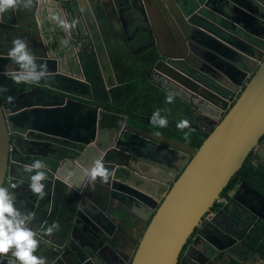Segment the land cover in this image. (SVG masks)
I'll return each instance as SVG.
<instances>
[{
    "label": "water",
    "instance_id": "water-1",
    "mask_svg": "<svg viewBox=\"0 0 264 264\" xmlns=\"http://www.w3.org/2000/svg\"><path fill=\"white\" fill-rule=\"evenodd\" d=\"M38 1L48 15L57 8L69 11L71 21H75L77 26L76 16H80V7L86 1L94 0H33V3ZM255 1L264 5V0ZM250 2L150 0L153 10L147 9L144 22L148 28L145 32L152 40L150 45L156 47L162 58L154 65V74L160 73L166 80L171 78L199 102L212 104L219 101L221 107L217 122L208 129V135L198 147L126 123L121 138L113 139L112 146L98 150L94 143L102 130L98 127L102 109L90 102L93 93L82 70L79 73L73 71L66 51L70 44L62 47L60 54L55 46V42L60 43L55 25L50 19L48 24L40 19V28L50 38L43 36L42 42L31 45L30 49L37 57V63H46L52 75L47 80L31 83L36 88L16 95L14 103L0 101V186H3L9 154L12 158L10 171L15 173L14 165L24 168V164L15 163L14 156L18 151L28 154L30 159L36 156V148H42L43 144H55L77 152L75 156L66 155L59 160L48 159L54 165L45 171L48 182L54 183V187V177H59L57 164L70 161L69 157L82 158L92 148H95L96 155L103 154L104 160L110 163L106 168L111 175L108 183L96 179L99 186L93 194L84 188L81 205L67 220V223L71 222V231L68 236L61 235L56 240L44 234L48 214L44 203L46 195L41 199L32 193L34 197L31 198L19 190L8 189L9 181L6 183L5 188L22 198L20 201L15 199L14 203L28 217L27 225L36 233L39 247L35 255L45 258L44 254L49 253L45 258L47 264H102L101 256L106 250L119 264H176L186 240L202 224V217L247 155L252 151L253 159L264 164L258 155L263 148L262 137L264 142V44L261 49L255 48L254 37L241 28V12L233 6L238 3L252 10ZM71 5L75 7L73 12ZM14 12L8 10L0 16V28L2 23L7 27L6 14L11 17V22L14 21ZM27 26L18 24L20 31H35ZM78 36L82 38V35ZM77 44H80L77 40L71 43L79 48ZM166 46L171 47L170 54L164 53ZM143 47H138L133 53H141L145 49ZM99 64H102L101 58ZM18 72V65L0 52V73L14 78ZM12 134L15 138L9 145ZM121 159H127V162ZM129 159L147 161L152 167H160L172 174L169 180H165L166 190L159 200L140 190L141 184L138 185L140 188L136 184L131 185L130 173L124 172L121 177H118L120 173H115L119 166L131 169ZM78 164L81 165L80 162ZM25 173L30 174L23 171L22 175ZM79 174L71 172L70 175L77 180ZM48 190L45 185V193ZM86 198L88 201L83 202ZM142 220H145L143 226ZM131 227L136 228V240L132 241L129 259L124 257L119 247L128 245L125 235L128 233L126 229ZM209 232L215 235L212 228ZM198 235L205 241L203 249L206 251L199 249L203 258L196 257L191 264H204L205 259L212 261L217 253L226 260L229 245L225 241L220 247L223 240L201 234V231ZM13 259L12 256L0 257V264Z\"/></svg>",
    "mask_w": 264,
    "mask_h": 264
},
{
    "label": "flooded vegetation",
    "instance_id": "flooded-vegetation-1",
    "mask_svg": "<svg viewBox=\"0 0 264 264\" xmlns=\"http://www.w3.org/2000/svg\"><path fill=\"white\" fill-rule=\"evenodd\" d=\"M110 2L115 5L114 9H116V16H119L121 18L120 24H118L117 20L114 18V16L111 13L109 12L104 13L105 11L99 7H95V8L93 7L94 11L90 13L87 12L85 8V4H83L80 7V16H76L78 29L75 24L74 28H72L69 31H65L60 26V21H66L68 23H72L71 21L72 16L68 15V13L65 12V10L63 9L60 8L55 9L52 15H54V17L56 18V19L53 18V23L55 24V26L58 27V29L61 32L59 44H61V46L64 47L65 45H69V44L71 45V43H76L77 40V42H80V44L77 45L79 46L81 52V51H86V49H89L90 48L89 45L94 44L95 42L98 43V40L100 39L99 41L104 45L106 42L108 46L119 44L120 46H123L126 50L128 49L134 52L136 49L135 47H133V45L139 39L136 38L135 36L146 34L145 30L148 28V25L144 22V19L147 18L145 8L148 9V11L152 12L150 6V0H110ZM35 5H36L35 9H33L32 6L27 9L20 7V9L28 12L31 11L34 15L32 16L33 20H36V16L38 17L39 20L40 19L45 20L47 16L43 12L38 10V8L42 9L39 6L40 2L39 1L36 2ZM103 18L107 20V23L109 25V31H104L101 26L97 28V26L95 27L94 25V23L101 24L103 22ZM47 20H49V18H47ZM5 21L9 22V20L7 21V18H5ZM32 25H36V24H32ZM28 34L32 36L34 33L29 32ZM79 34L82 35V38H80L81 36H78ZM114 41L117 42L114 43ZM143 46H139V47H143ZM188 46L185 47L186 50ZM171 52L172 50L170 46H168L167 49L164 51L165 54H170ZM109 53L110 51L108 49L107 52H104L103 54L100 53L101 60H105V61L107 59L109 60L110 57ZM159 59L162 58L160 57ZM191 60L193 59L191 58ZM180 66L187 69V67L183 63H180ZM152 79L163 80V84L167 87L166 89L168 90V92L174 93L176 98L181 99V101L184 104V112H186L184 115L181 116H185V117H188V115L192 116L193 122L199 124L201 127H204L205 130H208L213 124H215V122H217L221 109V107L218 105L219 101H214L213 104H209L207 102H202V101L199 102L196 98L191 97L186 90H183L182 88L176 86L177 84L174 82V80H172L171 78L170 79L168 78L166 80L161 76L160 73L158 74L153 73ZM126 123H127L126 120L123 121L118 129L116 128H112L111 130L102 129L101 131H99L97 140L94 143L95 147H97L98 150H101L104 146L106 147L112 146L114 144L113 139L118 140V138L122 137L120 136V134L122 133L124 129V125ZM14 138L15 135L12 134L9 140L10 143L9 145H11V142ZM260 141L263 142V137L260 139ZM262 142H261V147L263 148L258 151V155L260 159L264 161V142L263 143ZM58 148L59 147L56 146L55 144H50V145L43 144L42 148H38V149L36 148L35 150L37 152L36 156L35 157L31 156L30 159L28 158L29 156L28 154H22L20 153V151H18V155L14 156V159L16 161L15 163L17 165L24 164L25 166V165H31L34 160H42L47 165L46 169L48 170L50 168V166H48V163L52 162L51 160L49 161L48 159L50 157L55 158ZM10 150H11V146H10ZM31 150L33 151V149ZM68 151H69L68 155L70 156L71 155L75 156L77 154V152L74 150L68 149ZM94 151L95 148H92L91 150L88 151L87 155L82 158L76 160L74 159V157H69L71 158L70 161H66L64 163H58L56 171L59 177L57 176L54 177L56 180L55 187H54V183L51 184V182H48L49 180L43 181V183L49 189L48 192L46 193V202L44 201L45 210L46 212H48L45 218L47 224L53 222L54 217L56 218L55 219L56 221L57 219L63 221V220H68L72 215L73 212H71L70 207L64 204L63 205L65 206L64 207L65 211L58 212L59 205H57V203L60 200L59 192L60 189H63L64 181L69 183V185L79 184V176L77 175V180H76L74 176L70 175L71 172H75V170L77 169L76 167L78 162H80L81 165L85 167V171L87 172L86 173L87 177L89 176L88 175L89 170L94 165L95 161L102 160L105 164V167L109 166L110 163H108L107 160L106 161L104 160L103 154L100 153V155L99 154L94 155L95 153ZM46 152H47V156H45ZM52 152H54V154ZM249 154L250 157L248 158L251 160L252 162L251 165H253L254 168H256L257 166L264 168L263 163H260L253 159L252 151ZM121 161L127 162V159H121ZM10 162H12V158L11 155L9 154L7 160V171L4 177L3 187H5L6 183L9 181L8 189L19 190L20 192L26 193L31 198H33L34 195L32 194L29 188V184H30L29 176L35 174V172L34 171L30 172V174L25 173V175L23 176L22 172L24 171V168L23 169L18 168L16 165H14L15 173H12V171H10L11 170ZM128 163H129L128 166H130L131 168L128 169L129 170L128 172L130 173V179H133V176L138 175L137 171L140 172L141 174H143V176L142 177L140 176L141 178L138 177V179L140 180L142 179L138 183V185L144 184V187H146V189L158 192V194L160 193V197H159L160 199L163 191H165L166 189H160V191H158L159 189L157 188L159 187L166 188L167 184L165 183V180H169L172 177V174H170L167 170L162 169L160 167L157 168L152 167V165L147 161H141L139 159H135V160L129 159ZM78 165L81 166L80 164ZM120 167L121 166L115 169L116 174L118 171L120 173V176L118 177H121L122 176L121 174L124 173L123 170L127 169ZM248 170L252 177V182L249 183L246 180L241 179L240 181L235 183L233 187L224 189L220 192L218 198H216L213 205L208 209V211L202 217V221H201L202 224L196 227L192 232V234L190 235V237H188V239L186 240L185 244L183 245L179 253L178 261L176 264H191L196 257L203 258L199 255L198 250L200 249L202 251H206L205 249H203L206 243L202 239V237L198 235L200 231L201 234H205L207 236H210L211 238H215L217 240H223L222 243L221 242L219 243L220 247L224 246L225 243L229 245L227 249L228 256L226 260L222 259V256L219 253H217L213 255L212 261L205 259L204 264H220V263L264 264V169H261L262 175H255L254 173H252L253 168H249ZM80 171H83V169L80 168ZM66 175L69 176L70 180L66 179L65 177ZM237 179H239V176L236 177V180ZM12 184L17 185V187L15 188L10 187V185ZM98 186L99 185L88 181V183L85 184V188L87 189L86 192L93 194L94 190L92 189H98ZM141 189L144 188L141 187ZM8 191L11 195L14 196L16 200L18 201L22 200V198L18 197V195L15 194L13 191L11 190ZM65 197L68 201H71V199L73 198V194L67 192ZM24 204L26 205L25 202ZM17 209L21 212L22 215H24L23 212L20 210V208ZM142 221H143L142 222V226H143L145 220ZM147 221L148 220H146V222ZM140 224L141 222L138 225L139 230L141 226ZM209 228H212L215 235H212L209 232ZM134 240H136V228L134 229V231H131V233H127V235H125V241L128 245L126 246L122 245L119 247L124 257L129 259L131 258L130 249L132 248V241L134 242ZM105 253L106 251L102 253L101 256L102 259L103 258L106 259V257L108 258V256L105 255ZM8 256H11V254L9 253ZM44 256L47 259L49 253L44 254ZM203 256L206 257V255ZM101 263L103 264L102 261ZM2 264H9V261L2 262Z\"/></svg>",
    "mask_w": 264,
    "mask_h": 264
},
{
    "label": "trees",
    "instance_id": "trees-1",
    "mask_svg": "<svg viewBox=\"0 0 264 264\" xmlns=\"http://www.w3.org/2000/svg\"><path fill=\"white\" fill-rule=\"evenodd\" d=\"M135 37L139 38L133 45L135 49H138L139 46H145L141 53L135 55L119 44L108 46L106 42L105 46L110 51V57L109 60H101V65L96 55L90 54L88 49L80 52L78 65L84 78L91 85L93 92V101L91 102L102 109L98 127L105 130L118 129L126 120L132 125L163 133L198 147L209 131L194 123L192 116H181L186 113L181 100L174 97L176 102L173 101L171 104L166 102V96L169 92L163 84V80L152 79L153 67L160 58L158 51L155 46L150 45L152 40L147 33ZM101 47L99 46V50ZM0 87H7L8 89L7 93H0V101H5L9 95L15 97L36 86L29 83L17 84L14 78L0 73ZM38 88L46 89L45 87ZM157 110L160 111L162 117L167 118L168 126L166 128H159L150 123L152 114ZM183 118L190 121L193 131L188 128L181 131L176 127ZM187 132H190L189 140L184 139V133ZM68 154V149L59 147L55 158L59 160ZM248 157L250 154L245 158L242 166L233 174L224 189L233 187L241 179L251 183L252 177L249 168H253L252 173L255 175H262L261 169L264 168L258 166L254 168ZM53 165V162L48 163L50 167ZM123 171L128 172V170ZM237 176L239 179L236 180Z\"/></svg>",
    "mask_w": 264,
    "mask_h": 264
},
{
    "label": "clouds",
    "instance_id": "clouds-1",
    "mask_svg": "<svg viewBox=\"0 0 264 264\" xmlns=\"http://www.w3.org/2000/svg\"><path fill=\"white\" fill-rule=\"evenodd\" d=\"M32 3L33 0H0V16L8 10H16L20 7L27 9L31 7ZM75 23V21L72 23L60 21V26L65 31H69L75 27ZM7 55L18 65L19 72L14 77L17 84L38 83L41 80L49 79L52 75L46 63H37V57L29 48L28 42L21 38L12 40V48ZM7 92V87H0V93ZM174 97V93H168L166 102L173 103ZM7 102L9 104L14 103V97L7 96ZM150 123L159 128L168 126L167 118L162 117L159 110L152 114ZM176 127L181 131L185 128L193 131L191 123L187 119H182ZM189 136L190 132L184 133L185 140H189ZM46 168L47 165L42 160H34L31 165L24 166L26 172L35 171V174L30 177L29 188L41 199L46 195L45 184L42 183L48 178ZM88 175L93 182L100 178L102 183H107L111 172L105 167L102 160H97L89 170ZM10 187L15 188L17 185L12 184ZM14 200V196L9 193L8 189L0 186V257H6L10 253L14 259L9 260V264H47L44 257L35 255L39 247L36 233L27 226L28 217L22 215L16 208ZM58 229L59 224L53 223L44 231V234L51 236L54 230Z\"/></svg>",
    "mask_w": 264,
    "mask_h": 264
},
{
    "label": "crops",
    "instance_id": "crops-1",
    "mask_svg": "<svg viewBox=\"0 0 264 264\" xmlns=\"http://www.w3.org/2000/svg\"><path fill=\"white\" fill-rule=\"evenodd\" d=\"M250 4L252 7V10H249L247 7H244L238 3H234L233 6L236 7L242 14V23L239 22L241 24V28L243 29L244 32H246L249 35L254 37V40L257 43L255 48L261 49L262 48L261 45L264 44V37H262V34H264V5H259L260 3H258L255 0H251ZM93 7L94 8L99 7L101 9H103L105 11L104 13H107V12L111 13L114 16V18L117 20L118 24L121 23V18L119 16H116V9H114L115 5L112 4L110 2V0L86 1L85 8H86L87 12L92 13L94 11ZM38 10L43 12L47 16V18H49L52 21V25H55L53 23L54 15H52V12L51 13L49 12V15H48L44 11V9L38 8ZM145 10L147 12L146 8H145ZM152 10H153V8H152ZM50 15H52V19L49 17ZM32 16H34V15L31 12L25 13L23 10L21 11V10L16 9L14 12V21L11 22V17L8 16V14H6L7 21L9 20V22H6L7 27H5V25H4L5 23L1 24L2 28H0V52L7 54L8 51L12 48V44L10 45V42L15 38H21V39L27 41L29 48L31 45H39L43 40V38H42L43 36L50 38L49 35L43 29L40 28L39 25H40L41 21L38 19V17L36 16V20H33ZM148 16H149V14H148ZM47 18H45V20H44L46 24H48V22H49L47 20ZM19 23H24V24L28 25L27 26L28 28L31 27V29H33L35 31L30 32V33H34V34L32 36H30V34H28L29 32L27 30H25V31L21 30L20 31V27H18ZM32 24H36V25H32ZM94 25H95V27L97 26V28L99 26H101L104 31H109V25H108L107 20L105 18H103V22L101 24L94 23ZM54 29L57 33V37H58V35H59V37H61V32L58 29V27L55 26ZM37 32H38V34H37ZM98 34H99V32H98ZM39 40H40V42H39ZM99 40H98V43L95 42L94 44H91L90 48L88 49L90 51V54L93 53L94 55L95 54L98 55L96 57L98 59V62L100 60V53L103 54L104 52H107V49H108V47L105 46L103 43H101ZM59 41H60V39H59ZM47 42L50 43L48 39H47ZM55 46H57L59 48V51L61 54L62 49H63L61 44H59V42H55ZM99 46L100 47L102 46L101 50H99ZM35 49L38 50L40 48H35ZM66 51H67L69 59L71 61L73 71L75 73H79L80 69H79V65H78V62H79L78 60H79V56H80V50L78 48H75L72 45H70L67 47ZM163 51H165V49H163ZM13 66L14 65L12 64V67ZM219 97L222 99H225L222 96H219ZM178 99L181 100L180 98H178ZM94 154L96 155V153H94ZM78 166L79 165L77 163V167H76L77 169L75 170V172L80 173L78 175L79 176V184H77V186L79 188H76L73 185H69V183L64 181L63 189H60V192H59L60 200L57 203V205H59L58 212L65 211L64 205H67L68 207H70L71 212H74V210H76L77 207L79 205H81L80 200H81V197L83 196L82 191L85 188V184H87L88 181L93 182L89 176L86 178L87 172L85 171V167H83L82 165L79 167ZM80 168H82L83 171H80ZM137 173H138L137 176H133V179L129 180V183L131 185L136 184L138 186V183L140 181V179H138V177L139 178H140V176L142 177L143 174H141L138 171H137ZM65 177H66V179L70 180L69 176L66 175ZM93 183L96 184L97 183L96 180ZM81 187H83V189H81V191H80ZM140 187L144 188V189H140V190L144 191L147 195L153 197L155 200L159 199L160 193L158 194V192L146 189V187H144V184L141 185ZM140 187L138 186V188H140ZM157 189H159L158 191H160V189H164V188L159 187ZM92 190H95V189H92ZM67 192H70L73 194V198L71 199V201H68L65 197ZM85 201H88V199L86 198L83 202H85ZM55 219L56 218L54 217L53 222H50L47 224L46 229L49 226H51L53 223L59 224V229L54 230V232L51 236L48 235L49 239L56 240L59 236L66 235V234L68 236V234L72 228L71 222L69 223V221H68V223H67V220L60 221L59 219H57V221H56ZM41 226H39V227L41 228ZM67 228H68V230L66 231ZM133 228L134 227L127 228L126 230L128 231V233H131V231H134ZM130 229H132V230H130ZM103 253H104V251H103ZM105 255H107L108 258L106 257V259L103 258V260H101L103 262V264H119L118 261L115 260L108 252H106Z\"/></svg>",
    "mask_w": 264,
    "mask_h": 264
},
{
    "label": "rangeland",
    "instance_id": "rangeland-1",
    "mask_svg": "<svg viewBox=\"0 0 264 264\" xmlns=\"http://www.w3.org/2000/svg\"><path fill=\"white\" fill-rule=\"evenodd\" d=\"M31 6H32L33 9H35V6H36V5H35V3H32ZM67 6H68V5H67ZM29 8H30V7H29ZM71 10H72V12L75 10L74 5H71ZM67 12H69V11H67ZM68 15H69V14H68ZM74 47H75V46H74ZM76 47H78V46H76ZM78 49H79V48H78ZM79 50H80V49H79ZM140 178H141V177H140ZM141 180H142V179H141ZM141 180H140V181H141ZM140 181H139V182H140ZM141 185H142V184H141ZM147 188H148V187H147ZM152 189H154V188H152Z\"/></svg>",
    "mask_w": 264,
    "mask_h": 264
}]
</instances>
